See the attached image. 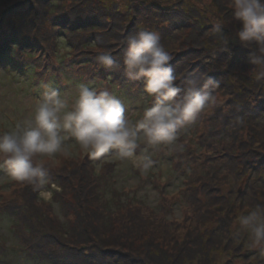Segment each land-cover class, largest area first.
Listing matches in <instances>:
<instances>
[{
    "label": "trees",
    "instance_id": "trees-1",
    "mask_svg": "<svg viewBox=\"0 0 264 264\" xmlns=\"http://www.w3.org/2000/svg\"><path fill=\"white\" fill-rule=\"evenodd\" d=\"M188 1L191 3L188 4ZM229 5L230 0H183V3L180 0H0V56L6 60L8 68L21 73L32 72L30 80H43L45 77V81L41 83L43 87L51 85L47 81L52 80V77L55 82H60L64 76L65 78L76 76L75 81L80 85L99 87L98 79L100 81L105 79L103 81H113L114 87H123V91L127 90L126 86L130 90L135 89L134 92L137 94L144 91L142 82L128 80L122 68L120 71H112L98 65L96 57L112 49L119 53L126 45L127 37L138 30L159 32L161 43L172 57L170 64L177 76V86L183 88L190 76L202 73L211 75L219 82L214 92L218 103L212 108L210 116L218 112L220 120L205 125L206 130L202 125H198L199 119L196 120L192 130L195 145L189 142L191 148H187L186 154L178 155L177 163L185 165L183 162L186 160L200 158L203 150H199L203 148L211 150L209 155L218 152L217 156L224 159L222 163H226L231 178L241 176L254 191L250 196H248L250 191H243L245 194L242 195L236 193L239 195L234 200L222 205L228 208L227 213L236 211L237 207L241 209L245 207L241 210V215H246L250 211L264 209V81H256L253 78L254 69L247 63L248 49L235 38V31L239 25L231 23ZM118 6L126 8L118 13ZM127 8H131L132 11L131 23L121 27V30L115 31L113 35L103 37L104 41L99 42L97 39L99 28L110 25L109 18L120 19V15L124 16L127 13L124 11ZM149 10L152 13H149ZM219 20L224 21V31L231 37L228 45L230 52L222 50L219 35L215 31V24ZM183 28L189 30L186 47L170 49L162 42L165 38H175ZM73 34H79L77 44L71 43L75 41L74 37H71ZM50 39H53L54 46L50 44ZM108 39H111L110 42H107ZM107 43L111 44L109 49ZM59 45L65 48L61 51ZM97 45L100 47L98 53L94 50V46ZM115 51L110 52L112 56ZM70 53L72 56H79V60L73 57L69 59ZM121 54H116L113 58L122 65V60L118 57ZM84 56L85 60L81 61ZM89 56L91 59L88 62L86 59ZM83 62L87 65L85 72L75 74L74 72L78 70L75 69V65ZM109 90L113 91L112 88ZM146 99L152 102L147 94ZM200 117L203 120L204 113ZM207 120L209 119L203 122ZM181 140L185 141V138ZM86 164H88L86 161H82L78 164L83 165L82 168L73 170L72 173L75 172V175L72 174L73 178L77 177L75 180L58 174L68 190H63L62 195L56 194L57 199H54L62 209H66L68 216L72 213L71 208L77 206L75 207L77 212L74 213L76 223L57 220L48 204L45 208L37 204L35 199L38 191L34 190L33 185L18 181L21 187L16 198L0 204V212L14 217L16 215L12 232L16 236L23 232L22 241L25 240L23 250L37 262L135 264V260L129 255H132L136 248L130 243L134 244L135 237L139 235L143 238L142 234H138L139 231L133 230L139 225L129 216L122 219L120 215L115 220L117 213L107 211L105 203L102 206L103 193L100 190L103 186H99L98 177H89L87 172L85 173ZM215 165L218 167L217 162ZM217 172L219 171L214 170L209 174L216 175ZM53 175L49 169V183L54 178ZM254 186L258 190H254ZM215 190L216 201L221 203L222 195L217 188ZM206 194L189 192L183 196L196 216L205 204L203 198ZM67 195L74 199V205L68 206ZM200 195H203V198H200ZM118 208L119 206L117 210ZM150 218L155 221L158 219L157 226L161 227L162 231L165 230L166 234L180 232L181 227L168 229L169 225L163 216L160 218L154 215ZM199 218V223H206L205 220L200 222ZM221 218L222 223L220 222L217 228H213L214 230L209 228L205 235H198L199 240L200 237L207 240L204 244L198 242L201 257L206 254L209 256L208 252L202 251L204 248L207 250L208 247H222L219 246L221 243L214 242V237L224 241L231 240V236H234L227 225L229 218L227 220ZM124 227L131 230L126 233L131 236L123 239L120 234ZM172 241L177 245L174 237ZM146 242V247L141 253L144 256L140 259L143 264H151L154 253L159 258H165L167 264L173 259L167 257V249L159 254L154 242ZM167 247L168 250L175 249L169 248L170 246L165 248ZM62 253L66 256L61 257ZM171 255L180 262L188 258L184 259V251L177 256ZM96 257L99 260H96ZM157 261L160 263V260ZM228 264L234 262L230 261Z\"/></svg>",
    "mask_w": 264,
    "mask_h": 264
},
{
    "label": "rangeland",
    "instance_id": "rangeland-1",
    "mask_svg": "<svg viewBox=\"0 0 264 264\" xmlns=\"http://www.w3.org/2000/svg\"><path fill=\"white\" fill-rule=\"evenodd\" d=\"M180 1L183 3V0ZM126 3L128 2L126 1ZM189 3H191V1H188V4ZM124 8L126 7L122 6L121 8L118 6V13ZM124 11L127 13L124 16L120 15V19L119 17L109 18V20L105 18L110 25L99 28L97 33L99 42L104 41L103 37L111 36L115 31H119L121 27L128 26L131 23V8H127ZM149 13H152V11ZM139 18L141 19L142 17ZM188 35L189 30L183 28L181 31L179 30L178 36L171 39L165 38V41L162 40V42H164L168 48L177 50L178 48L186 47ZM67 37H69V34ZM71 37L75 39V41L70 40L71 43L77 44L79 41V34H73ZM52 40L53 39H50V44L54 46ZM110 40L111 39H108L107 42H110ZM106 45L108 49L111 46L110 43ZM126 47L127 44L121 48L119 53L114 50L115 54H113V56L115 57L116 54L122 53L121 56L118 55L119 59L122 60ZM59 48L62 51L65 46L59 45ZM99 49L100 47L98 45L94 46V50L97 53L100 52ZM116 49L119 50L118 47ZM94 50L93 52H95ZM112 50L109 52H114ZM69 55V59L73 57L77 61L79 60V56H72L71 53ZM92 56L94 57L95 55ZM90 59L91 56L87 57L86 60L89 62ZM83 60H85V56L81 59V61ZM78 64L80 65H75V69L78 70L74 73H84L85 66L87 65L85 62ZM31 74L32 72L21 73L8 68L6 60L0 56V133L11 130L17 124L23 123L29 119L35 105L42 98L43 93L49 88L57 89L61 95L67 96L71 100L75 96L80 85L75 81L76 76L72 74L74 78H65L64 76L63 79H65L59 80L60 82H55L54 77H52V80L48 79L47 81L51 85L43 87L41 83L46 78L44 77L43 80H30ZM103 80L105 79L101 81L98 79L97 85L106 88H109L108 85L112 86L110 88H112L113 91L115 90L112 92L122 100L126 108V115L132 121L140 118L143 110L151 105V103L147 101L144 91H142L143 93L136 94V92H134L135 89L130 90L126 85H124V87L126 86L125 88L127 90L123 91V87H114L112 85L113 81ZM210 109L204 112L203 119L209 120L203 122L200 117L201 115L198 117L200 121L198 125H202L204 130H206L205 125L208 126L211 121L220 120V114L218 112L210 116L211 112H213L212 108ZM195 123L196 121L186 125L178 132L176 144L182 145V150H177L174 146L171 148H152L142 143L137 149V155H146L152 160V166L146 170L142 167H137L132 160L119 159L114 152H110L100 159H93L79 148V145L73 138H68L65 140L66 155L58 153L55 157L43 158L45 160V165L49 167L51 173H54V178L50 183L48 182V184L45 185V190L52 192V199L50 201H44L39 196V192H37L35 200L37 204H41L42 208H45L46 204H48L54 216L58 218L57 220L62 222L67 221L71 224L76 223L74 213L77 212L75 208L77 206L71 208L70 211L72 213H69L68 216L66 209H62V206L56 201V194L62 195L63 190H68V187L63 185V180L58 174L65 175L75 180L77 177L73 178L72 174L75 175V172L72 173L73 170L82 168L83 165L78 164L82 163V161H86L88 164L85 166V173L87 172L89 177H98V181L100 182L99 186H103V189L100 190L101 193H103V198L101 200L102 206H104L103 203H105L107 211H112L113 214L117 213L115 220L120 215L122 219L129 216L132 217L135 224L138 223L139 225L133 230L139 231L138 234H142L143 238L139 235L137 238L135 237L134 244L130 243L136 248V251L133 252L132 255H129L131 259L135 260V264H143V261L140 259L144 256L141 253L144 247H146V241L154 242L155 247L158 249L156 251L157 253L159 252V254L164 249H167V257L173 258L170 259L171 262L169 261V264H228L230 261L234 262V264H263L264 246H253L247 232L243 230L238 223L241 210L245 207L242 209L237 207L236 211H229L227 213L226 210L228 208L222 205V203L234 200L239 194H245L243 191H250L248 192V196L254 192L247 185L246 180H242L241 176H233L237 178L232 179L229 175L226 163L224 162L225 165L222 163L224 159L222 157L218 158V152H215V155H209L210 149H200L199 151L203 150L201 151V157L186 160L183 162L185 165L182 163L179 165V163H177L178 155L186 154L187 148H191L189 142L195 145V139L193 138L194 133L192 132ZM179 135L181 137H179ZM182 138H185V141H182ZM189 139L192 140L188 141ZM89 158H91V160H88ZM209 161L211 162L209 163ZM216 162L218 167L215 165ZM210 166H212L213 169ZM214 170H218L219 172L215 173L216 175L209 174ZM233 181H235L234 184L232 183ZM20 187L17 181L8 176L5 169L0 168V204L15 199L20 191ZM215 188H217L219 194L221 193L222 195V198H220L222 199L221 203L216 201ZM254 190H258V188L254 186ZM189 192H196L203 195L207 193L204 198L203 195H200V198H203L205 204L202 206L197 216L196 213L193 212V208L191 210L186 200L183 199V196ZM236 193L239 194L237 195ZM66 198L68 200V206L74 205L75 201L70 195H67ZM118 206L119 208L117 210ZM154 215L160 218L163 216L166 220L165 222L169 225L168 229L181 227L179 229L180 232L176 234H166L165 230L162 231L161 227L157 226L156 221L159 220L156 219L155 221L150 218L154 217ZM198 217H200V222L205 220L206 223H199ZM221 217L225 220L229 218L227 225L230 226L234 236H231V240L225 239L224 241H220L213 236L215 239L214 242L221 243L219 246L222 247H208L207 250L204 248L202 251L208 252L209 256L206 254V256L201 257L202 255L201 252H199L198 242L204 244L207 240L201 237L199 240L198 235H205L206 232L209 231V228L212 230H214L213 228H217L220 222L222 223ZM15 221L16 215L14 217L13 215L10 216L0 212V264H54L52 262H37L35 259L29 257L28 253L23 250L25 247V240L22 241L23 232H20L19 236H16L12 232V226ZM27 224L29 225V223ZM116 227L114 230H116ZM128 231L131 230L124 227L120 236L123 237V239L124 237L131 236V234H126ZM173 237L177 245L172 241ZM155 243H157V245ZM166 246L175 249L168 250V247L165 248ZM182 251H184L185 254L184 259L188 257L185 261L180 262L178 258L174 259L171 255L176 254L175 256H177ZM87 255L88 254H86V257ZM65 256V254H61V257ZM157 256L156 253L152 255L154 259L152 261L153 264H167L165 258H162L160 255L161 258ZM180 258L183 259V257ZM96 260L99 259L96 257ZM157 260H160V263H157Z\"/></svg>",
    "mask_w": 264,
    "mask_h": 264
},
{
    "label": "clouds",
    "instance_id": "clouds-1",
    "mask_svg": "<svg viewBox=\"0 0 264 264\" xmlns=\"http://www.w3.org/2000/svg\"><path fill=\"white\" fill-rule=\"evenodd\" d=\"M229 6L231 23L239 25L235 38L248 49L247 63L254 69L253 78L264 81V0H230ZM224 28V21H217L215 31L222 50L230 52L231 37ZM126 44L122 65L107 51L96 60L112 71L122 68L130 81L142 82L152 102L140 118L132 121L122 100L108 88L81 84L71 100L49 88L29 119L0 133V168L13 180L33 185L44 201L52 199V192L45 190L49 169L43 158L66 155V139L73 138L93 159L114 152L119 159L132 160L146 170L152 160L137 155L142 143L182 150V145L176 144L179 130L217 106L214 92L219 82L211 75H192L183 88L177 86L172 57L159 32L138 30L127 37ZM238 223L253 246H264V209L241 215Z\"/></svg>",
    "mask_w": 264,
    "mask_h": 264
}]
</instances>
